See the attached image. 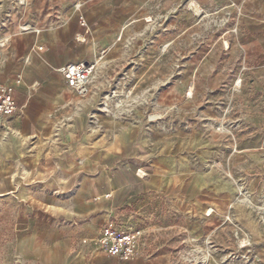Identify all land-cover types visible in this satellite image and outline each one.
<instances>
[{
	"label": "crops",
	"instance_id": "0c3cea01",
	"mask_svg": "<svg viewBox=\"0 0 264 264\" xmlns=\"http://www.w3.org/2000/svg\"><path fill=\"white\" fill-rule=\"evenodd\" d=\"M182 1L32 0V13L26 21L41 32L13 31L0 67V83L15 87L19 106L11 132L21 134L11 135L0 148V173L14 175L38 169L44 174L52 173V167L41 166L43 158L30 153L25 138L51 134L52 113L61 107L68 88L59 69L73 62L94 61L97 46H116L118 32L124 35L140 21L139 16L165 14L166 6ZM194 1L211 10L230 3L235 7L230 13L237 33L231 36L229 45L241 49L239 60L249 66L243 78L250 85L245 84L235 95V99L242 96L238 105V101L234 105L222 102L220 106L199 103L190 110L199 111L200 118L210 121L218 118L241 125L242 131L232 140L194 132L170 150L165 146L164 134L142 135L137 128L136 135L119 136L123 154L101 161L109 164L106 170L96 162L91 150L70 147L74 154L59 157L60 173L70 176L76 188L72 198L64 202L67 215L61 214L50 224L38 219L24 221L33 226L22 244L31 246V255L38 264H172L173 251L165 242L166 233H182L185 238L211 236L217 230L213 222L240 193L236 182L245 184L252 199H264V0ZM78 3L82 5L80 9L75 7ZM81 16L89 26L84 42L77 39L79 33H84L79 24ZM39 47L43 50L39 51ZM208 57L207 64L218 61L215 56ZM230 59L237 61L234 54ZM17 76H21L19 85L15 83ZM226 76L230 77L216 71L205 83V89H210L209 101L219 97L218 87ZM253 103H257L258 114L249 113ZM230 106L231 111L225 114ZM233 109L236 115H232ZM49 157L44 155V159ZM120 161L115 168L114 162ZM207 209L213 214H207ZM133 216L152 232L140 254L123 262L99 252L93 241L103 226L114 218L126 221Z\"/></svg>",
	"mask_w": 264,
	"mask_h": 264
},
{
	"label": "rangeland",
	"instance_id": "374dc122",
	"mask_svg": "<svg viewBox=\"0 0 264 264\" xmlns=\"http://www.w3.org/2000/svg\"><path fill=\"white\" fill-rule=\"evenodd\" d=\"M234 8L231 3L212 10L194 0L173 3L166 6L165 14L141 15L124 35L119 31L116 46H97L93 58L97 70L88 92L78 96L65 88L61 107L52 113L50 136L25 138L30 153L43 158L41 166L52 167V173L44 174L40 169L14 175L0 173V264H38L31 246L22 244L33 226L24 221L38 219L50 224L66 214L64 202L72 198L76 188L70 176L60 173L59 157L71 156L72 146L91 150L106 170L109 164L101 161L123 154L119 136L136 135L137 128L142 135L164 134L170 150L194 132L232 140L242 131L241 125L218 118L210 121L200 118L199 111L190 110L199 103L220 106L238 101V105L242 96L235 99V95L245 84L250 85L243 78L249 66L239 60L241 49L229 45L235 35L230 13ZM232 54L237 61H230ZM208 56L218 61L207 64ZM216 71L230 77L218 87L217 93H221L216 101H209L210 89H205V83ZM256 105H250L249 113H259ZM233 110L232 115H236ZM230 111L231 106L225 114ZM11 135L21 134L10 131L7 135L0 129V148ZM45 154L50 155L49 160L44 159ZM120 163L113 165L117 168ZM72 164L73 168L75 162ZM236 183L240 193L213 222L217 230L211 236L185 238L182 233H166L165 242L173 251L172 264H264V199H252L245 184Z\"/></svg>",
	"mask_w": 264,
	"mask_h": 264
},
{
	"label": "built area",
	"instance_id": "2783aa9c",
	"mask_svg": "<svg viewBox=\"0 0 264 264\" xmlns=\"http://www.w3.org/2000/svg\"><path fill=\"white\" fill-rule=\"evenodd\" d=\"M81 6L78 3L75 7L80 9ZM31 8L32 0H0V67L4 63L5 51L11 44L13 31L41 32L40 29L32 27L26 21L32 13ZM56 19L60 20L59 14H56ZM79 24L84 33H79L77 39L84 42L89 33V26L83 16L80 17ZM231 32L236 34L237 29L233 27ZM38 50H43V47H39ZM96 70L97 62L95 61L73 62L61 67L59 72L64 77L69 90L78 96H84L88 92V85L94 78ZM239 82L241 80L237 81ZM15 83L17 85L21 83V76H17ZM18 112L15 87L0 83V129L6 134L10 133L12 120ZM151 234L152 232L139 224L134 216L126 221L114 218L103 226L93 242L102 254L126 262L140 254L150 240Z\"/></svg>",
	"mask_w": 264,
	"mask_h": 264
},
{
	"label": "bare ground",
	"instance_id": "6f19581e",
	"mask_svg": "<svg viewBox=\"0 0 264 264\" xmlns=\"http://www.w3.org/2000/svg\"><path fill=\"white\" fill-rule=\"evenodd\" d=\"M86 41V40H85ZM210 213V212H209Z\"/></svg>",
	"mask_w": 264,
	"mask_h": 264
}]
</instances>
